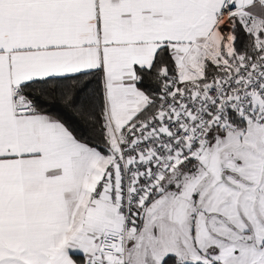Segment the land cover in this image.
I'll use <instances>...</instances> for the list:
<instances>
[{
	"label": "snow or ice",
	"instance_id": "1",
	"mask_svg": "<svg viewBox=\"0 0 264 264\" xmlns=\"http://www.w3.org/2000/svg\"><path fill=\"white\" fill-rule=\"evenodd\" d=\"M0 264H264V0H0Z\"/></svg>",
	"mask_w": 264,
	"mask_h": 264
}]
</instances>
